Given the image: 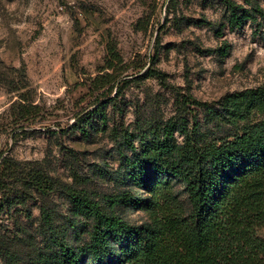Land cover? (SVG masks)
<instances>
[{"label": "rangeland", "instance_id": "rangeland-1", "mask_svg": "<svg viewBox=\"0 0 264 264\" xmlns=\"http://www.w3.org/2000/svg\"><path fill=\"white\" fill-rule=\"evenodd\" d=\"M250 2L264 11V0ZM228 15L225 0H0V172L8 157L71 185L74 167L92 179L96 196L122 193L114 175L120 167L115 133L138 134L140 122L167 121L178 113V101L189 97L217 105L228 94L264 85V17L231 29ZM225 45L230 52L224 58L208 53ZM110 47L124 61L117 101L105 108L106 127L98 116L80 127L79 115L110 95L91 91L92 80L105 72ZM151 70L161 79L148 75ZM112 85L114 97L118 84ZM20 102L29 109L24 116ZM186 115L190 127L204 124L202 109L189 105ZM50 201L62 225L68 199L58 191ZM42 204L32 192L1 212L0 235L14 238L16 223L35 233ZM118 213L137 225L150 219L139 210ZM260 234L264 238V226ZM0 264L6 263L0 258Z\"/></svg>", "mask_w": 264, "mask_h": 264}, {"label": "trees", "instance_id": "trees-1", "mask_svg": "<svg viewBox=\"0 0 264 264\" xmlns=\"http://www.w3.org/2000/svg\"><path fill=\"white\" fill-rule=\"evenodd\" d=\"M225 2L231 29L264 17L250 0V9ZM229 50L225 45L208 53L224 58ZM123 62L110 47L104 74L91 82V91L109 90L110 95L89 114L79 115L80 127L96 116L107 126L105 108L117 101L122 82L118 66ZM148 75L162 76L153 70ZM115 82L117 92L111 97ZM21 102L24 116L29 109ZM178 102V113L167 121L140 122L138 134L115 133L120 167L114 175L125 189L122 193L96 196L92 179L79 176L74 167L69 185L42 167L5 157L0 214L32 192L43 204L35 233L16 223L14 238L0 235V258L6 264H264V85L228 94L217 105L193 97ZM189 105L203 110L204 124L195 121L190 127ZM58 191L69 205L62 225L50 201ZM120 209L144 211L150 219L137 225L120 215ZM17 244L21 248H14Z\"/></svg>", "mask_w": 264, "mask_h": 264}]
</instances>
